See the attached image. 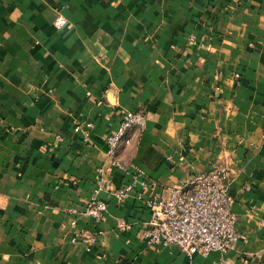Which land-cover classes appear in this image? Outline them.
Returning <instances> with one entry per match:
<instances>
[{"label": "crops", "instance_id": "crops-1", "mask_svg": "<svg viewBox=\"0 0 264 264\" xmlns=\"http://www.w3.org/2000/svg\"><path fill=\"white\" fill-rule=\"evenodd\" d=\"M127 110L145 125L117 146L124 171L105 137ZM215 165L237 215L225 253L153 248L151 211L112 194L132 166L166 195ZM0 264H264V0H0Z\"/></svg>", "mask_w": 264, "mask_h": 264}, {"label": "built area", "instance_id": "built-area-1", "mask_svg": "<svg viewBox=\"0 0 264 264\" xmlns=\"http://www.w3.org/2000/svg\"><path fill=\"white\" fill-rule=\"evenodd\" d=\"M64 24L62 17L54 20L56 27ZM238 74H235V78ZM144 115L136 110L123 113L117 129L105 137L110 167L127 171L116 157V149L126 130L131 127L142 128ZM91 124L88 122L74 127L86 138ZM60 140V137H57ZM128 182L113 191L118 203L129 195L151 211V218L143 225L141 236L155 249L176 247L188 256L194 253H207L219 250L223 253L232 249L239 238L236 228L237 215L232 210V197L228 193L227 181L231 176L225 165H215L207 171L194 174L182 185L167 188L162 195L158 183L137 166H132ZM104 202L91 199L84 206V214L94 223L100 222L106 213ZM75 212V210H72ZM75 222H72V225ZM121 229H128L131 223L121 221ZM91 243L93 238L87 237Z\"/></svg>", "mask_w": 264, "mask_h": 264}]
</instances>
